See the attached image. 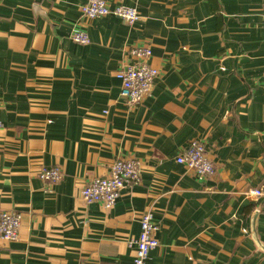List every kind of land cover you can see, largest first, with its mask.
<instances>
[{
    "label": "crops",
    "instance_id": "1",
    "mask_svg": "<svg viewBox=\"0 0 264 264\" xmlns=\"http://www.w3.org/2000/svg\"><path fill=\"white\" fill-rule=\"evenodd\" d=\"M87 1L0 0V209L22 215L0 264H135L149 209L146 264H264V195L249 194L264 191V0H107L139 12L131 25L84 18ZM141 45L160 76L130 107L117 73ZM194 139L211 178L176 160ZM118 158L141 161L139 183L86 204ZM56 165L59 182L40 179Z\"/></svg>",
    "mask_w": 264,
    "mask_h": 264
},
{
    "label": "built area",
    "instance_id": "2",
    "mask_svg": "<svg viewBox=\"0 0 264 264\" xmlns=\"http://www.w3.org/2000/svg\"><path fill=\"white\" fill-rule=\"evenodd\" d=\"M81 14L86 19H95L112 15L128 24L139 20V12L123 4L111 5L107 0H88L80 7ZM73 41L81 44L90 42L89 36L80 30L72 33ZM152 49L150 46H134L128 50L126 60L117 76L121 80L120 97L130 107L142 103L151 95L159 70L151 64ZM107 113V111H106ZM1 124V113H0ZM177 162L191 169L200 179L215 174V167L206 153V146L202 141L195 140L182 149L176 158ZM142 165L135 158H118L113 161L107 176L93 177L83 187L81 196L86 204L103 203L111 209L126 187L140 181ZM39 177L45 183H57L63 177L61 166L43 167ZM251 195L262 196L261 189L251 190ZM140 234L131 241L135 244V264H146L152 250L159 246L156 233L159 225L154 220L151 209L144 212L139 219ZM21 214L0 209V237L7 241H16L19 238Z\"/></svg>",
    "mask_w": 264,
    "mask_h": 264
},
{
    "label": "rangeland",
    "instance_id": "3",
    "mask_svg": "<svg viewBox=\"0 0 264 264\" xmlns=\"http://www.w3.org/2000/svg\"><path fill=\"white\" fill-rule=\"evenodd\" d=\"M152 49V48H151ZM128 53V52H127ZM152 58V57H151ZM152 64V63H151ZM159 70V69H158ZM160 76V71H159V75H158V77ZM157 77V78H158ZM156 78V79H157ZM154 85H155V83H154ZM153 88H154V86H153ZM152 91H153V89H152ZM151 94H152V92H151ZM145 101V100H144ZM143 101V102H144ZM142 102V103H143ZM142 103H140V104H142ZM139 104V105H140ZM138 106V105H137ZM195 140H199V139H194V140H191L188 144L190 145L191 144V142L192 141H195ZM199 141H202V140H199ZM204 144H205V142L204 141H202ZM205 146H206V144H205ZM206 153H207V155H208V157L210 158V160L212 161V159H211V157H210V155H209V152H208V150H207V146H206ZM138 160V159H137ZM139 161V160H138ZM139 162H141V161H139ZM212 163H213V161H212ZM141 165H142V167H143V164L141 163ZM213 165H214V163H213ZM214 167H215V165H214ZM191 170V169H190ZM191 171H193V170H191ZM193 173L195 174V172L193 171ZM215 173H216V169H215ZM196 175V174H195ZM215 175V174H214ZM213 175V176H214ZM197 176V175H196ZM213 176H211V177H213ZM198 177V176H197ZM211 177H207V178H205V179H208V178H211ZM199 178V177H198ZM200 179V178H199ZM96 203V202H95ZM146 212V211H145ZM139 219H140V217H139ZM21 224H22V215H21ZM20 229H21V227H20ZM19 234H20V231H19ZM2 238V237H1ZM3 239V238H2ZM19 239V238H18ZM136 239V238H135ZM5 240V239H4ZM133 240V239H132ZM7 241V240H6ZM17 241V240H16Z\"/></svg>",
    "mask_w": 264,
    "mask_h": 264
}]
</instances>
